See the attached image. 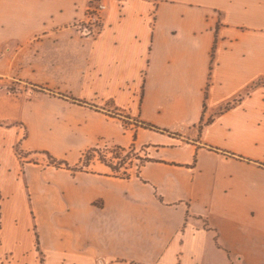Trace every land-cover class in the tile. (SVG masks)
<instances>
[{
	"label": "crops",
	"instance_id": "crops-1",
	"mask_svg": "<svg viewBox=\"0 0 264 264\" xmlns=\"http://www.w3.org/2000/svg\"><path fill=\"white\" fill-rule=\"evenodd\" d=\"M0 264H264V0H0Z\"/></svg>",
	"mask_w": 264,
	"mask_h": 264
},
{
	"label": "rangeland",
	"instance_id": "rangeland-1",
	"mask_svg": "<svg viewBox=\"0 0 264 264\" xmlns=\"http://www.w3.org/2000/svg\"><path fill=\"white\" fill-rule=\"evenodd\" d=\"M23 87V86H22ZM26 87V86H24ZM15 85L9 86V91L15 92ZM33 91L30 89V93ZM124 125L130 123H123ZM138 154L134 149L111 147L109 149L97 148L86 153L82 158V166L87 165L90 161H96L100 164L107 165L110 167V173L119 177H126L133 171L135 167L141 164V159L137 156ZM43 159L53 162L50 158L43 157ZM34 161V160H33ZM50 183V181H48ZM53 182V181H52Z\"/></svg>",
	"mask_w": 264,
	"mask_h": 264
},
{
	"label": "built area",
	"instance_id": "built-area-1",
	"mask_svg": "<svg viewBox=\"0 0 264 264\" xmlns=\"http://www.w3.org/2000/svg\"><path fill=\"white\" fill-rule=\"evenodd\" d=\"M106 5L102 2H90L85 8L84 15L80 21L74 24V27L85 38L98 36L102 28L103 13Z\"/></svg>",
	"mask_w": 264,
	"mask_h": 264
},
{
	"label": "trees",
	"instance_id": "trees-1",
	"mask_svg": "<svg viewBox=\"0 0 264 264\" xmlns=\"http://www.w3.org/2000/svg\"><path fill=\"white\" fill-rule=\"evenodd\" d=\"M259 83H261V81H258V82H256L255 84H259ZM50 158V157H49ZM50 160H52L51 158H50Z\"/></svg>",
	"mask_w": 264,
	"mask_h": 264
}]
</instances>
